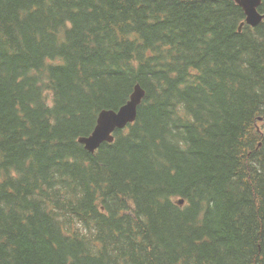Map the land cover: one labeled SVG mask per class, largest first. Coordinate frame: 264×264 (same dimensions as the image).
<instances>
[{
  "label": "trees",
  "instance_id": "trees-1",
  "mask_svg": "<svg viewBox=\"0 0 264 264\" xmlns=\"http://www.w3.org/2000/svg\"><path fill=\"white\" fill-rule=\"evenodd\" d=\"M245 18L0 0V264H264V22ZM136 84V123L88 152Z\"/></svg>",
  "mask_w": 264,
  "mask_h": 264
},
{
  "label": "water",
  "instance_id": "water-1",
  "mask_svg": "<svg viewBox=\"0 0 264 264\" xmlns=\"http://www.w3.org/2000/svg\"><path fill=\"white\" fill-rule=\"evenodd\" d=\"M245 13V22L241 24V31L244 24L256 27L264 20V15L259 8L262 0H234ZM146 96V91L140 84H136L129 101L118 111L103 110L97 121V125L90 136L80 137L79 143L85 146L90 153H95L104 143H113V134L117 130H123L134 124L138 118V109Z\"/></svg>",
  "mask_w": 264,
  "mask_h": 264
}]
</instances>
